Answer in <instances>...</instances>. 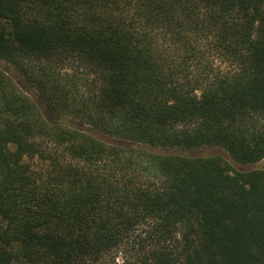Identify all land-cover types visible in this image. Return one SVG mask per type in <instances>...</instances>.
<instances>
[{
  "label": "trees",
  "instance_id": "trees-1",
  "mask_svg": "<svg viewBox=\"0 0 264 264\" xmlns=\"http://www.w3.org/2000/svg\"><path fill=\"white\" fill-rule=\"evenodd\" d=\"M0 61V264H264V0H0Z\"/></svg>",
  "mask_w": 264,
  "mask_h": 264
},
{
  "label": "rangeland",
  "instance_id": "rangeland-1",
  "mask_svg": "<svg viewBox=\"0 0 264 264\" xmlns=\"http://www.w3.org/2000/svg\"><path fill=\"white\" fill-rule=\"evenodd\" d=\"M0 65L2 66V68H4L7 72H12V68L5 62L3 61H0ZM69 67L68 65L65 66V69H67L68 71L69 70ZM14 79L16 80L20 90L26 94L28 97H30L34 102H36V104L42 109L45 117L48 119V120H54L55 119V116L52 115L44 106L43 102L41 101V99L38 97V94L33 91L32 88H30L20 77L16 76L14 77ZM107 139V138H106ZM109 140V139H107ZM189 154H192V155H202V154H220L222 156H224L226 159L227 156L226 154L223 152L222 149L220 148H216V147H209V148H203V149H199V150H195V151H191L189 152ZM261 165H264V162L261 163ZM236 166V165H234ZM254 166V165H253ZM252 166H244L242 168H245V169H248V168H251Z\"/></svg>",
  "mask_w": 264,
  "mask_h": 264
}]
</instances>
